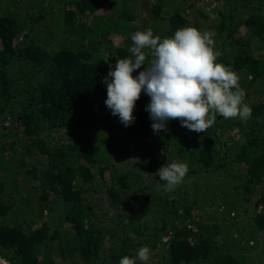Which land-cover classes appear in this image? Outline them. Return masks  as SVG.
Segmentation results:
<instances>
[{
	"label": "trees",
	"instance_id": "trees-1",
	"mask_svg": "<svg viewBox=\"0 0 264 264\" xmlns=\"http://www.w3.org/2000/svg\"><path fill=\"white\" fill-rule=\"evenodd\" d=\"M185 27L211 34L251 118L154 132L142 90L126 127L105 104L109 71L134 59L135 32ZM171 163L189 170L165 191L157 171ZM124 256L264 264V0H0V259Z\"/></svg>",
	"mask_w": 264,
	"mask_h": 264
},
{
	"label": "clouds",
	"instance_id": "clouds-1",
	"mask_svg": "<svg viewBox=\"0 0 264 264\" xmlns=\"http://www.w3.org/2000/svg\"><path fill=\"white\" fill-rule=\"evenodd\" d=\"M131 40L134 46L129 51L134 59L118 60L105 79V104L126 127L134 121L133 108L142 90L151 98L146 110L154 121V132L166 131L165 122L170 119H178L182 126L199 133L214 124L217 114L244 122L251 118L252 109L244 103L246 93L239 86V77L216 63L219 53L211 47L210 33L185 27L173 37L161 39L148 29L135 32ZM145 50L152 56L147 66ZM142 65L144 70L133 78V71ZM188 170L187 164L171 163L161 167L157 175L166 182L165 191H172ZM149 258V248L141 247L137 259L147 262ZM119 264H135V260L124 256Z\"/></svg>",
	"mask_w": 264,
	"mask_h": 264
},
{
	"label": "rangeland",
	"instance_id": "rangeland-1",
	"mask_svg": "<svg viewBox=\"0 0 264 264\" xmlns=\"http://www.w3.org/2000/svg\"><path fill=\"white\" fill-rule=\"evenodd\" d=\"M219 135L221 136V140H224V139L227 140L228 136L230 135V132H227V131L222 132V131H220ZM134 151L137 152L136 149Z\"/></svg>",
	"mask_w": 264,
	"mask_h": 264
},
{
	"label": "built area",
	"instance_id": "built-area-1",
	"mask_svg": "<svg viewBox=\"0 0 264 264\" xmlns=\"http://www.w3.org/2000/svg\"><path fill=\"white\" fill-rule=\"evenodd\" d=\"M0 264H5V262L0 260Z\"/></svg>",
	"mask_w": 264,
	"mask_h": 264
}]
</instances>
